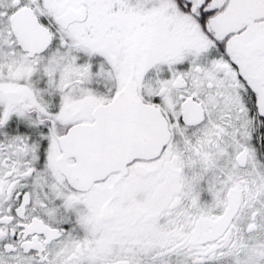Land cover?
<instances>
[{"label":"snow or ice","instance_id":"1","mask_svg":"<svg viewBox=\"0 0 264 264\" xmlns=\"http://www.w3.org/2000/svg\"><path fill=\"white\" fill-rule=\"evenodd\" d=\"M0 264H264V0H0Z\"/></svg>","mask_w":264,"mask_h":264}]
</instances>
